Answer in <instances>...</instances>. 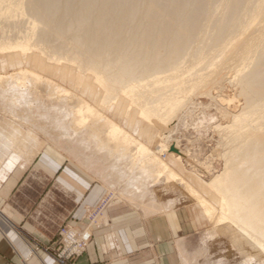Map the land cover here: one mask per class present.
Masks as SVG:
<instances>
[{
	"label": "bare ground",
	"instance_id": "bare-ground-1",
	"mask_svg": "<svg viewBox=\"0 0 264 264\" xmlns=\"http://www.w3.org/2000/svg\"><path fill=\"white\" fill-rule=\"evenodd\" d=\"M0 64L13 67L0 70L4 108L45 99L118 158L133 148L131 172L179 180L244 264H264V0H0ZM225 81L234 95L215 90ZM194 95L226 122H212L222 169L193 184L162 154L183 165L185 149L168 140ZM11 126L4 173L43 148L36 132Z\"/></svg>",
	"mask_w": 264,
	"mask_h": 264
},
{
	"label": "crops",
	"instance_id": "crops-1",
	"mask_svg": "<svg viewBox=\"0 0 264 264\" xmlns=\"http://www.w3.org/2000/svg\"><path fill=\"white\" fill-rule=\"evenodd\" d=\"M43 148L38 158L15 166L5 176L1 172V264H42L32 254V246L36 241L51 243L65 223L87 226L92 234L76 264H198L192 238L199 222L189 207L149 212L117 201L89 223L90 209L104 198L110 183L98 171L67 161L56 146ZM35 192V199L30 198ZM27 197L33 200L32 206L37 204L36 209L27 205ZM42 255L47 264L53 263L50 255Z\"/></svg>",
	"mask_w": 264,
	"mask_h": 264
},
{
	"label": "rangeland",
	"instance_id": "rangeland-1",
	"mask_svg": "<svg viewBox=\"0 0 264 264\" xmlns=\"http://www.w3.org/2000/svg\"><path fill=\"white\" fill-rule=\"evenodd\" d=\"M31 66L34 67L35 65L32 64ZM0 70L12 71L13 67L0 64ZM59 82L64 87L73 88L69 82L62 80H59ZM224 85L225 87H221L223 91L219 90L221 89L220 87L215 90L224 95L232 96L235 94V86L228 81H225ZM215 90H213L214 93H216ZM238 97L230 104L231 108L236 105L239 107L240 103L243 102V98L241 96ZM43 100L40 99L35 102V99H33L32 103H29L30 98L25 97L15 110L10 111L8 108H4V100L0 97V131H2L0 138L2 139V133L11 129V122L13 121L21 126L24 132H27V130L32 131V133L36 132L35 134L43 147L48 145L56 146V151L60 155L65 156L66 160L72 164L78 166V162H80V164L88 167L91 172L98 171L102 179L110 183V188L104 198L90 209L88 214L89 223L95 221L106 206L117 201L127 202L129 205L143 208L149 212L168 210L178 207V205H186L191 209V213L196 215L199 222V230L192 238V244L198 249V258L200 259L198 264H244L245 255L232 244L228 233L200 214L201 211L196 201L187 196L184 184H180L179 180L174 183L167 182L164 178L157 180L152 173L140 167L135 168L131 172L133 148L127 151L128 157L118 158L114 150L107 146H100L99 140L87 130L77 132L73 130L69 125L66 113L61 108L59 109L50 103V101ZM203 112L207 114L206 120L202 117ZM178 116L174 129L170 130L172 138H169L168 142L171 144L175 140V143L180 144L185 149L183 165L176 164L169 157V152L163 153L162 157L167 159L178 173L191 183L194 181L192 178L194 176L210 179L215 172L223 167L222 158L216 155L219 134L213 130L212 122L220 120L226 122V119L220 115L215 105L211 104V99L205 95H194L190 103ZM121 123L124 124L122 121ZM133 132L138 135L135 130ZM142 138L148 140L146 136ZM1 142L0 175L1 172L4 173L1 168L5 163L4 160L11 158L8 155L12 156V153L9 152L7 154L2 148ZM33 146L34 143L31 144V149L35 148ZM43 150H40L32 159L38 158ZM24 160L22 158L18 165L24 164ZM2 176L5 175L3 174ZM96 180V182L103 183L99 178H96ZM36 194L35 192L29 197L35 199ZM205 196L216 202L210 194H205ZM27 203L31 207L33 200L28 198ZM32 208L36 209L37 204H34ZM67 225L69 224L65 223L59 227L57 236L51 243L42 244L36 241V244L32 246V254L38 256L42 264H47L46 258L42 254L50 255L53 258L52 264H63L61 260L64 261V264H76L78 257L73 260L58 257V254L63 249L61 231ZM69 226L74 229L87 227ZM23 264H27V262Z\"/></svg>",
	"mask_w": 264,
	"mask_h": 264
},
{
	"label": "built area",
	"instance_id": "built-area-1",
	"mask_svg": "<svg viewBox=\"0 0 264 264\" xmlns=\"http://www.w3.org/2000/svg\"><path fill=\"white\" fill-rule=\"evenodd\" d=\"M63 249L58 254V257H65L67 259H75L84 253L91 241V232L87 233V227L84 229H74L67 225L62 231ZM64 264V261L61 260Z\"/></svg>",
	"mask_w": 264,
	"mask_h": 264
}]
</instances>
